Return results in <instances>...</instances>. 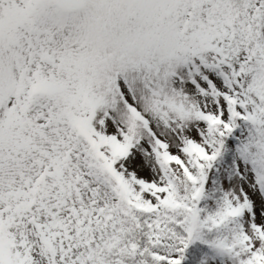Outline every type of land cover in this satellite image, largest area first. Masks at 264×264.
<instances>
[{
    "label": "snow or ice",
    "instance_id": "obj_1",
    "mask_svg": "<svg viewBox=\"0 0 264 264\" xmlns=\"http://www.w3.org/2000/svg\"><path fill=\"white\" fill-rule=\"evenodd\" d=\"M0 264H264V0H0Z\"/></svg>",
    "mask_w": 264,
    "mask_h": 264
}]
</instances>
